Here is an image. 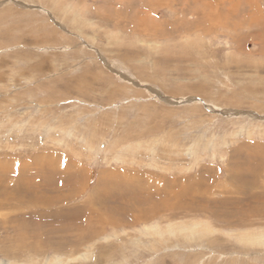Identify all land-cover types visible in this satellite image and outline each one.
Returning a JSON list of instances; mask_svg holds the SVG:
<instances>
[{"label":"rangeland","instance_id":"rangeland-1","mask_svg":"<svg viewBox=\"0 0 264 264\" xmlns=\"http://www.w3.org/2000/svg\"><path fill=\"white\" fill-rule=\"evenodd\" d=\"M0 264H264V0H0Z\"/></svg>","mask_w":264,"mask_h":264},{"label":"bare ground","instance_id":"bare-ground-1","mask_svg":"<svg viewBox=\"0 0 264 264\" xmlns=\"http://www.w3.org/2000/svg\"><path fill=\"white\" fill-rule=\"evenodd\" d=\"M97 2H98V1H97ZM97 191L99 192V190L96 189V191H95L94 193H96ZM172 197H173V196H172ZM176 198H177V197H176ZM180 201H181V200H180ZM181 202H182V201H181ZM168 205H169V204H168ZM170 205H172V204H170ZM161 206H162V205H161ZM179 206H180V205H179ZM179 206H178V207H179ZM164 207H165V206H164ZM170 207H171V206H170ZM188 207H189V206H188ZM190 208H191V207H190ZM160 209H161V208H160ZM167 209H168V208H167ZM178 209H179V208H178ZM178 209H177V210H178ZM181 209H182V208H181ZM155 210H156V209H155ZM157 210H158V209H157ZM157 210H156V211H157ZM188 210H189V209H188ZM156 211H155V212H156ZM175 212H176V211H175Z\"/></svg>","mask_w":264,"mask_h":264}]
</instances>
